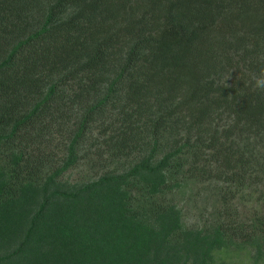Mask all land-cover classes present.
I'll list each match as a JSON object with an SVG mask.
<instances>
[{
  "label": "trees",
  "instance_id": "1",
  "mask_svg": "<svg viewBox=\"0 0 264 264\" xmlns=\"http://www.w3.org/2000/svg\"><path fill=\"white\" fill-rule=\"evenodd\" d=\"M262 75L264 0H0V264H264Z\"/></svg>",
  "mask_w": 264,
  "mask_h": 264
},
{
  "label": "rangeland",
  "instance_id": "2",
  "mask_svg": "<svg viewBox=\"0 0 264 264\" xmlns=\"http://www.w3.org/2000/svg\"><path fill=\"white\" fill-rule=\"evenodd\" d=\"M74 178H76V176ZM187 210L191 219L194 221L198 212L193 208L191 209L190 205L187 206ZM218 255L219 258H224L227 264H251L250 257L244 250L241 252L230 250H228V252L221 251Z\"/></svg>",
  "mask_w": 264,
  "mask_h": 264
},
{
  "label": "clouds",
  "instance_id": "3",
  "mask_svg": "<svg viewBox=\"0 0 264 264\" xmlns=\"http://www.w3.org/2000/svg\"><path fill=\"white\" fill-rule=\"evenodd\" d=\"M255 86L258 89L264 90V75L256 77Z\"/></svg>",
  "mask_w": 264,
  "mask_h": 264
}]
</instances>
